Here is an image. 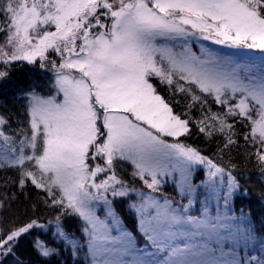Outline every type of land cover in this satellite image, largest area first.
Masks as SVG:
<instances>
[{"label": "snow or ice", "instance_id": "1", "mask_svg": "<svg viewBox=\"0 0 264 264\" xmlns=\"http://www.w3.org/2000/svg\"><path fill=\"white\" fill-rule=\"evenodd\" d=\"M200 41L233 51L197 54ZM24 64L51 78L19 90L25 126L0 112V264H29L21 240L49 231L38 216L9 219L29 190L34 213H55L61 243L31 241L45 262L86 245V264H264V233L240 227L241 185L222 163L243 148L264 174V0H0V84ZM193 128L219 160L186 143ZM169 181L187 204L165 194Z\"/></svg>", "mask_w": 264, "mask_h": 264}, {"label": "trees", "instance_id": "2", "mask_svg": "<svg viewBox=\"0 0 264 264\" xmlns=\"http://www.w3.org/2000/svg\"><path fill=\"white\" fill-rule=\"evenodd\" d=\"M50 78V71L40 69L38 66L24 64L14 67L11 71V84L14 86L0 84V112H4L8 115L13 129L25 126L27 123V116L24 113L22 102L16 99V96L19 95V90L26 88L30 83L34 82L43 86L44 90L47 91L46 86ZM185 140L188 145L202 149L204 155L215 157L219 160L216 143L208 142L195 128H193L192 134L185 138ZM243 152L244 149L242 148L239 152L225 154L222 161V163L228 165V168L232 171V175L238 179L241 185V193L234 198V203L231 204L234 208L233 214L237 216L241 215V210H243L244 217L252 222L256 231L264 233V174H262V170L257 166L254 160L245 158ZM232 157L235 158L233 159ZM233 165L235 166L234 168ZM163 190L166 195L174 196L175 200L178 202V198L174 195L173 188L169 183L164 186ZM34 200L35 193L29 190V197L25 198L21 196L19 201L13 205L12 213L9 214V219L18 217L20 223L37 216L41 223L51 222L48 232L37 229L33 231L32 236L21 240L20 252L25 256L26 261H28L29 264H77V261H79L80 264H86V261H84L86 245L80 250L75 260L70 256L69 250H64L60 255L46 262L36 255L31 247V241L35 237L38 236L50 242L55 241L57 244H60L61 241L51 235V233L55 231V213L44 209L42 206L39 208L38 212L34 213L31 209V204ZM117 207L123 210L125 204L123 201H120ZM131 213V211L123 212L125 223L129 229H132L138 235L136 221L135 219L132 220L133 216ZM64 225L66 228L76 231L77 236L80 235L78 231V221L72 218H65ZM141 241L142 239L139 240V243ZM68 248L70 249V245Z\"/></svg>", "mask_w": 264, "mask_h": 264}, {"label": "rangeland", "instance_id": "3", "mask_svg": "<svg viewBox=\"0 0 264 264\" xmlns=\"http://www.w3.org/2000/svg\"><path fill=\"white\" fill-rule=\"evenodd\" d=\"M201 44H203L205 47L207 48H210L212 50H215V51H218L220 53H229L231 51H233L232 49H229V48H226L222 45H215L213 44L212 42L210 41H200V42H196L193 44V51H195L197 54H199V50H200V46ZM253 54H256L258 55V53L254 52ZM206 171V169L204 168V166L202 165H198L196 166V171H195V182L197 184L200 183V181L204 180L205 179V175H204V172ZM171 187L173 188V184L171 181L168 182ZM139 186V185H137ZM224 187H226V185H224ZM202 191V188L198 190V193ZM173 192H174V195L178 198V203H184V204H187V198H182L180 197L175 191H174V188H173ZM203 200V196H197L196 198H194V203L193 205L189 208V214L191 215H198L199 214V209L201 208V204H200V201ZM122 201V200H121ZM124 203V202H123ZM216 201H212L210 204H209V208L210 209H213L215 206H216ZM220 206H221V209L223 210V201H220ZM131 215L133 216L132 217V220L135 219V223L137 225V232H138V236L141 235L139 233V225H138V218L136 216L133 215V213H131ZM235 215V214H234ZM237 216V215H235ZM237 217H240V220L238 221V223L240 224V227L243 228L245 226V223H246V220H248V218L246 217H241V215H238ZM142 239V238H141ZM139 247H144V240L142 239V241L138 244ZM226 251L228 250L227 248L225 249ZM246 251H252L251 248L249 249H244V245L243 243H241L240 245V255L243 256L245 254ZM253 254H257V253H253Z\"/></svg>", "mask_w": 264, "mask_h": 264}]
</instances>
